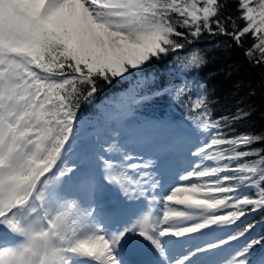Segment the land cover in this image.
<instances>
[{"label":"snow or ice","instance_id":"snow-or-ice-1","mask_svg":"<svg viewBox=\"0 0 264 264\" xmlns=\"http://www.w3.org/2000/svg\"><path fill=\"white\" fill-rule=\"evenodd\" d=\"M225 7L224 0H0V264H132L131 246L146 250L149 264H264V228L256 232L264 226V147H253L264 145V134L228 135L230 123L250 113L212 119L203 83L194 98L188 82L152 92L188 111L196 140L172 183L113 129L91 148L94 166L79 176L83 196L62 190L80 173L65 163L79 136L78 110L102 83L143 74L204 33L237 46L250 35L245 55L264 64V0H237L235 17ZM176 59L186 70L205 62L198 50ZM145 82L108 118L119 121L147 100ZM104 190L123 196L107 213L95 199Z\"/></svg>","mask_w":264,"mask_h":264},{"label":"trees","instance_id":"trees-1","mask_svg":"<svg viewBox=\"0 0 264 264\" xmlns=\"http://www.w3.org/2000/svg\"><path fill=\"white\" fill-rule=\"evenodd\" d=\"M225 14L238 16L237 0H224ZM243 26V22L237 21ZM181 31H183L181 29ZM253 41L250 35L242 38V44L237 46L230 37L210 36L207 33L176 53H169L161 60L151 63L143 74H137L128 80L117 78L111 84H101L91 104H82L78 110V130L86 129L91 133L90 140L98 134L94 131V121L97 122L107 137L105 130L110 128L109 121L105 120L102 106L109 109L112 114L117 110L115 102L125 96L137 81H146L139 89L141 95L149 98L140 104L132 106L131 114L126 117L130 121H144L150 118L164 122L175 121L181 126L191 127L188 111L181 107L169 96H156L152 92L161 84L179 85L188 82L190 95L194 98L198 93V84L206 87V95L211 110L212 119L232 116L237 109L250 113L246 118L231 122L232 131H225L228 135L245 132L264 134V64L250 61L245 55ZM198 50L204 63L199 68L184 69L179 66L176 57H187ZM185 100L187 97L184 98ZM100 137V136H99ZM101 138V137H100ZM80 132L74 143H81ZM253 147H264L256 144ZM251 219V217H249ZM259 220V216H257ZM261 227L256 232L262 231ZM260 249L257 248L259 253Z\"/></svg>","mask_w":264,"mask_h":264},{"label":"rangeland","instance_id":"rangeland-1","mask_svg":"<svg viewBox=\"0 0 264 264\" xmlns=\"http://www.w3.org/2000/svg\"><path fill=\"white\" fill-rule=\"evenodd\" d=\"M103 112H104V118L105 120L109 121L110 128L105 130L107 133V136L110 134V131L115 129L118 130L120 135L118 136V139L120 140H128L131 141V143L128 144L129 151L132 152L134 155L139 154L144 156L145 158H153L157 161V163L160 165L161 160H172L174 162L175 170H181L184 167H187L188 160L190 157H187V150L193 146V144L196 142L195 138L192 137L189 134V129L187 127H180L177 124H164L163 125V133L165 134L168 129L170 131H174V133L177 136L175 139V143L178 150H171L168 154H160L157 155L154 153L152 147H150L151 143L147 139L139 138L138 134L136 133H130L128 132V127L131 125L137 123H130L127 120H125V117L120 119L119 121L109 119V114H112V112L107 109L105 106H102ZM117 112V110L113 111V113ZM95 122V121H94ZM148 122V121H146ZM97 126L96 130L100 132V128L97 122H95ZM145 123V122H143ZM141 123V124H143ZM172 127L167 128V126ZM87 130H82V124H81V131L82 136H87L86 134ZM141 136V135H140ZM201 138L203 136L201 135ZM95 139H92L91 142H87L86 140H82L81 143H74V146L76 149L73 148L72 152L68 154L67 159L65 160V163L71 165L72 163H76L78 168L80 169V173H77L75 176H71V178H66V183L63 184V191L69 195L70 198H74L77 195L83 196V193H78V185H79V176L81 173H84L88 171L90 168L94 166L92 154H91V148L95 144ZM178 155V156H177ZM181 162V163H180ZM179 165H181L179 167ZM166 173L162 170L160 167V172L158 174H162L164 176V182L165 186L173 182V179L166 178ZM171 177V176H170ZM105 197H108L110 200H112L109 203H104ZM95 199L98 203L99 208L104 207L107 204H110L113 206L114 210L118 207L119 201L123 199V196L121 193H119L118 190H109V191H101L98 192L95 196ZM130 213L128 212H122L123 216H127Z\"/></svg>","mask_w":264,"mask_h":264},{"label":"bare ground","instance_id":"bare-ground-1","mask_svg":"<svg viewBox=\"0 0 264 264\" xmlns=\"http://www.w3.org/2000/svg\"><path fill=\"white\" fill-rule=\"evenodd\" d=\"M167 128L171 129L172 127L168 125ZM127 129L129 132L131 131L130 133L138 134L139 138H141L146 133L147 134L146 139L151 143L150 147H152L154 153H156L157 155H160V154L164 155V154H168L171 150H178L176 149L177 146L175 143L176 142L175 139L177 138L178 135H176L174 131H170L169 129L164 134L162 124H159L158 122L150 120L143 124L135 123L131 125L130 127H128ZM174 162L168 159L160 161L162 170L164 172H167L166 178L173 179L176 176V174L180 171L178 169L175 170V167L173 165ZM180 166L181 165H179V167ZM104 191H109V190H104ZM107 199L108 197H106V200ZM105 208H108V207H104L101 209H105ZM136 249L139 250L144 255L145 263L149 264V261L151 260V256L146 250H144L143 248L139 246H131L127 253V258L129 259L131 252H133Z\"/></svg>","mask_w":264,"mask_h":264},{"label":"water","instance_id":"water-1","mask_svg":"<svg viewBox=\"0 0 264 264\" xmlns=\"http://www.w3.org/2000/svg\"><path fill=\"white\" fill-rule=\"evenodd\" d=\"M134 258H135V259H137V258H138V255H137V256H135Z\"/></svg>","mask_w":264,"mask_h":264}]
</instances>
